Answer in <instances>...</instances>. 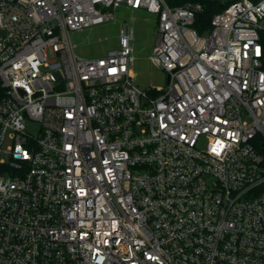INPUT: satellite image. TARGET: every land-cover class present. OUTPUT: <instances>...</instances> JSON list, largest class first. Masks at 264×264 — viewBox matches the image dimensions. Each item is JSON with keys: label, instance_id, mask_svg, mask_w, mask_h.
<instances>
[{"label": "built area", "instance_id": "1", "mask_svg": "<svg viewBox=\"0 0 264 264\" xmlns=\"http://www.w3.org/2000/svg\"><path fill=\"white\" fill-rule=\"evenodd\" d=\"M122 5L157 15L166 88L135 85L133 29L74 52ZM202 10L0 0V264H264V0Z\"/></svg>", "mask_w": 264, "mask_h": 264}, {"label": "rangeland", "instance_id": "2", "mask_svg": "<svg viewBox=\"0 0 264 264\" xmlns=\"http://www.w3.org/2000/svg\"><path fill=\"white\" fill-rule=\"evenodd\" d=\"M107 10L113 12L114 17L80 30L70 31L74 52L83 58L103 56L120 47L121 29H125L127 33L133 29L135 85L142 91L166 88L167 72L152 60L158 33L157 15L143 9L133 10L127 5Z\"/></svg>", "mask_w": 264, "mask_h": 264}, {"label": "trees", "instance_id": "3", "mask_svg": "<svg viewBox=\"0 0 264 264\" xmlns=\"http://www.w3.org/2000/svg\"><path fill=\"white\" fill-rule=\"evenodd\" d=\"M235 1L237 0H167L172 6L183 5L187 2H200L203 5V10L196 16L193 26L201 34L210 31L212 28V18L217 12L224 10Z\"/></svg>", "mask_w": 264, "mask_h": 264}]
</instances>
